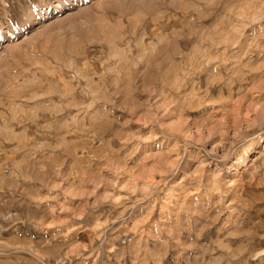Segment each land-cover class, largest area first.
I'll return each mask as SVG.
<instances>
[{
  "label": "rangeland",
  "instance_id": "374dc122",
  "mask_svg": "<svg viewBox=\"0 0 264 264\" xmlns=\"http://www.w3.org/2000/svg\"><path fill=\"white\" fill-rule=\"evenodd\" d=\"M0 15V264H264V28L221 20V54L185 72L178 21L146 20L143 45L164 43L117 78L107 0Z\"/></svg>",
  "mask_w": 264,
  "mask_h": 264
},
{
  "label": "clouds",
  "instance_id": "9594fccd",
  "mask_svg": "<svg viewBox=\"0 0 264 264\" xmlns=\"http://www.w3.org/2000/svg\"><path fill=\"white\" fill-rule=\"evenodd\" d=\"M107 4L118 10L115 25L123 35L118 36L117 39L124 40L127 37V43L123 48L118 53L109 56L115 67L110 70L106 69V71L113 72L117 78L122 72L127 71L129 64L134 66L141 63L146 56L154 55V50L164 43L158 38L153 45H143V37L137 36V29L146 20L167 18L178 21L176 30L169 35L181 37L184 41L185 51L176 53V58L184 64L185 72L196 70L197 64L203 66L208 63L210 57L221 54L218 49L223 44V40L210 41L207 39L209 32H218L221 29V20L225 23H240L245 28L256 24L264 28V0H242V3H238L237 0H107ZM240 7L248 10L246 16H237V9ZM177 13L179 16L176 15ZM86 19L80 16L75 18L73 23L76 27L84 29L79 39L90 42L88 41L90 31L85 22ZM125 29L128 30L125 31ZM242 35L243 33L239 32L230 47H235V43ZM196 49L200 50L201 55L193 60L191 53ZM134 50L137 52L136 56H133ZM170 87L174 93L180 91L177 83L170 84ZM157 111L163 116L168 108L162 103L157 106ZM256 119L258 125L253 135L264 136V113L258 114Z\"/></svg>",
  "mask_w": 264,
  "mask_h": 264
},
{
  "label": "snow or ice",
  "instance_id": "6c2138e0",
  "mask_svg": "<svg viewBox=\"0 0 264 264\" xmlns=\"http://www.w3.org/2000/svg\"><path fill=\"white\" fill-rule=\"evenodd\" d=\"M21 3L24 4L25 0H21ZM31 11H32V5L28 4L26 5V11L14 14L12 16V19L17 25H24V24L30 23L31 20L33 19V17H31L30 15ZM0 26L6 27V28L10 27L8 25V18L0 15Z\"/></svg>",
  "mask_w": 264,
  "mask_h": 264
},
{
  "label": "bare ground",
  "instance_id": "6f19581e",
  "mask_svg": "<svg viewBox=\"0 0 264 264\" xmlns=\"http://www.w3.org/2000/svg\"><path fill=\"white\" fill-rule=\"evenodd\" d=\"M7 64V63H6ZM25 95V94H24Z\"/></svg>",
  "mask_w": 264,
  "mask_h": 264
}]
</instances>
